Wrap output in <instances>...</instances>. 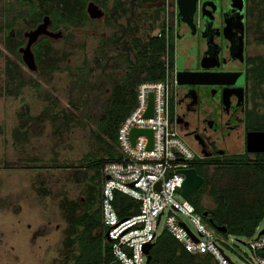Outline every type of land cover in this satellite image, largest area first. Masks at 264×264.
I'll use <instances>...</instances> for the list:
<instances>
[{
    "label": "rangeland",
    "instance_id": "1",
    "mask_svg": "<svg viewBox=\"0 0 264 264\" xmlns=\"http://www.w3.org/2000/svg\"><path fill=\"white\" fill-rule=\"evenodd\" d=\"M31 1L0 0V264H41L45 256L39 244L45 252L51 245L52 254L44 253L53 264L65 260L68 209L84 211L88 182L95 185L96 196L98 189L101 194L98 179L91 178L97 170L101 174L115 147L113 137L100 129L111 79L122 78L130 39L156 34L163 20L161 13L153 16L162 3L87 0L102 8L104 16L82 26L60 25L63 37L50 42L53 69L40 73L4 49L8 34L17 42L34 27L29 25V4L37 12L43 0ZM106 53L107 60L99 63ZM203 204L214 206L210 197ZM47 220L51 226H45Z\"/></svg>",
    "mask_w": 264,
    "mask_h": 264
},
{
    "label": "trees",
    "instance_id": "2",
    "mask_svg": "<svg viewBox=\"0 0 264 264\" xmlns=\"http://www.w3.org/2000/svg\"><path fill=\"white\" fill-rule=\"evenodd\" d=\"M115 1L119 3V0ZM250 3L251 5L255 4V9L259 13V22L263 29L257 39L264 45V0H250ZM86 4L87 0H43L39 3L40 10L35 12L33 3H30L31 10L28 11V17L31 24L29 25L35 26L40 17L46 14L52 16L55 28L66 24L82 26L89 19L85 13ZM162 9V6L156 7L153 16L159 17ZM172 36L171 32L168 41L165 38H158L156 34L135 36L128 42L125 49L126 55H123L125 68L122 78L119 81L111 79L113 87L108 104L100 119L104 121L101 124V131L109 133L115 142V147L112 148L113 153L106 162L118 160L116 152L117 128L135 104L136 85L144 80L162 79L164 74L163 58L166 54L170 66H173ZM22 44V38L16 42L15 38L8 34L4 42V49L21 60L17 49ZM36 47L37 53L34 57L40 73L50 72L53 69L50 60V41L42 38L37 42ZM114 49L117 51V48ZM107 56V53L100 56L99 63L104 64ZM109 74L112 75V72ZM255 76L264 80V62L261 70L256 71ZM21 84L24 83L21 82ZM242 158L241 155L230 156L222 163L224 166L219 167L218 165L214 172L201 163L198 170L203 176V182L188 200L206 223L215 228H226V233L223 236L249 238L264 219V150L255 153L248 159ZM85 159L89 161L88 157ZM88 163L90 168H95L96 164H93L92 161ZM95 178L99 180V187L101 185L99 170L94 173L91 179ZM95 191V185L90 184L86 191L84 211L76 213L75 207L71 208L67 241L77 250V254L73 255L74 264H119L114 260L110 244L103 241L101 194L98 189L96 196ZM204 197L212 199L214 204L212 208L205 207ZM95 204L96 206L93 208ZM114 206L119 218L137 213L138 208L135 200L120 193L115 196ZM204 212L206 215H203ZM149 254L150 259L146 264H216L210 254L196 255L187 252L178 240L165 229L152 243ZM260 254L264 256V250Z\"/></svg>",
    "mask_w": 264,
    "mask_h": 264
},
{
    "label": "built area",
    "instance_id": "3",
    "mask_svg": "<svg viewBox=\"0 0 264 264\" xmlns=\"http://www.w3.org/2000/svg\"><path fill=\"white\" fill-rule=\"evenodd\" d=\"M161 3L163 20L156 36L168 41L174 31L177 8L175 0ZM163 67L162 79L144 80L136 85L135 104L117 128L118 160L105 162L101 167L103 241L110 244L114 260L119 264H146L145 245L152 244L165 229L187 252L210 254L216 264H264V256L260 254L264 250V234L260 233L264 226L259 224L245 241L223 236L225 233L206 223L189 200L181 196L184 175L180 170L190 167L195 154L171 120L170 99L177 84L167 54ZM150 94L151 115L145 116ZM132 129H150L151 146L148 147L146 134L139 133L131 139ZM117 193L135 200L137 213L119 218L114 206ZM163 217L162 228L157 232ZM239 244L247 250L238 247Z\"/></svg>",
    "mask_w": 264,
    "mask_h": 264
},
{
    "label": "flooded vegetation",
    "instance_id": "4",
    "mask_svg": "<svg viewBox=\"0 0 264 264\" xmlns=\"http://www.w3.org/2000/svg\"><path fill=\"white\" fill-rule=\"evenodd\" d=\"M44 16L46 14L38 23ZM53 25L51 16L48 29L61 31L62 38L64 32L58 29L60 25L56 28ZM262 29L259 13L250 0H244L243 11L239 4L232 6L230 0H197L191 20L175 22L172 36V68L175 73L201 72L209 74L213 80L211 84L176 85L170 99L171 120L182 140L195 154L189 168L195 169L202 182L203 176L198 170L201 163L214 172L218 165L224 166L222 163L230 156L241 155L242 159H248L257 153L247 151L246 136L249 132L264 133V80L255 76L264 62V45L257 39ZM24 33L23 44L27 40ZM42 38L50 42L58 40L41 36L31 48L35 57L36 44ZM188 73L183 78H188ZM255 146H263V151L264 141ZM71 208L68 209L69 215ZM45 226H51L50 220L46 221ZM69 227L66 225L64 229L63 242L68 251L65 260L68 261L64 260L61 264H74L72 251L75 249L67 241ZM54 228L59 231L58 224ZM41 247L39 244L38 248L45 256L41 264H51L53 261L45 255L52 254L51 245L47 252L46 247Z\"/></svg>",
    "mask_w": 264,
    "mask_h": 264
},
{
    "label": "water",
    "instance_id": "5",
    "mask_svg": "<svg viewBox=\"0 0 264 264\" xmlns=\"http://www.w3.org/2000/svg\"><path fill=\"white\" fill-rule=\"evenodd\" d=\"M149 1L154 2L156 0H141L142 3ZM197 3V0H175V5L177 8L176 20L179 22L181 19L191 20L194 7ZM231 5L239 4L240 10L243 11L244 0H230ZM85 12L89 19H98L103 16V11L94 3L88 2L85 6ZM50 25V17L48 15L42 18V21L38 23L33 29L24 33V37L27 38L26 43L23 46H20L17 51L20 55L22 63L26 66V68L30 71H35L37 69V64L35 62V57L32 52V45L36 43V41L41 36H47L49 38L59 39L62 36L61 31H50L48 26ZM188 72H176L175 80L177 85L187 84V83H196V84H211L213 80H211V76L206 73L197 72L188 73V78H183ZM152 110V95H149V103L148 108L145 113V116H150ZM143 133L149 137L148 147L151 146V137L152 132L150 129H132L131 130V139L135 137L136 134ZM264 141V133L259 132H249L246 136V146L248 152H259L262 151L263 146L258 147L255 144L261 143ZM180 172L184 175V180L181 186L180 194L184 199H189L190 196L194 193V191L198 188L200 183L202 182V177L198 176L195 169L187 168L184 170H180ZM158 187V184H157ZM203 215H206L204 212ZM221 233H226L225 227L216 228ZM264 234V229L260 232ZM152 244H147L144 247V253L146 254V263L150 259L149 249Z\"/></svg>",
    "mask_w": 264,
    "mask_h": 264
},
{
    "label": "crops",
    "instance_id": "6",
    "mask_svg": "<svg viewBox=\"0 0 264 264\" xmlns=\"http://www.w3.org/2000/svg\"><path fill=\"white\" fill-rule=\"evenodd\" d=\"M145 3V2H144ZM155 9V8H154ZM116 150H117V148H116ZM118 153V152H117Z\"/></svg>",
    "mask_w": 264,
    "mask_h": 264
}]
</instances>
